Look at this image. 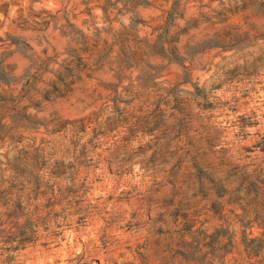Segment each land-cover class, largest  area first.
<instances>
[{
    "label": "rangeland",
    "instance_id": "1",
    "mask_svg": "<svg viewBox=\"0 0 264 264\" xmlns=\"http://www.w3.org/2000/svg\"><path fill=\"white\" fill-rule=\"evenodd\" d=\"M93 4L0 0V60L15 77L8 85L0 81V264H264V210L234 204L232 173L238 164L221 147L264 165V149L257 145L264 141V0H152L138 6V37L161 33L180 47L190 67L173 93L193 101L191 134L176 142L174 133L161 128L118 147L104 137L78 172L70 173L68 165L59 168L61 200L56 196L53 210L67 213L69 223L43 227L38 237L23 241V180L48 191L58 170L54 162L60 152L50 147L57 134L45 129L56 116L115 115L99 107L100 100L91 102L87 94L93 89L102 94L109 89L88 77L64 97L29 107L25 114L23 104L10 110L12 96L23 94L29 56H49L48 66L56 67L53 60L61 61L65 49L81 38L75 28L91 33L92 20L107 24ZM117 19L129 23L127 14ZM118 20L114 28L120 27ZM145 49L151 63H166L163 77L181 80L178 62L161 59L153 45ZM125 54L132 63L126 47H114L110 67L125 65ZM113 73L108 65L94 72L106 83L117 82ZM121 75L127 87H118L119 108L138 115L139 97L131 96L142 91L138 83L150 81L149 68L123 66ZM208 133L220 149L212 165L183 160L187 142ZM229 182L225 190L222 184Z\"/></svg>",
    "mask_w": 264,
    "mask_h": 264
},
{
    "label": "trees",
    "instance_id": "2",
    "mask_svg": "<svg viewBox=\"0 0 264 264\" xmlns=\"http://www.w3.org/2000/svg\"><path fill=\"white\" fill-rule=\"evenodd\" d=\"M152 0H88L93 2V7L101 9V18L107 23L105 26L96 25L95 20L90 22L92 32H84L81 28H75L80 33V40H75L74 47H67L61 61L53 60L58 66H48L47 59L49 56L36 57L29 60L30 63L23 69V94L12 96V106L10 110H15L23 104V114L29 107H41L42 102L53 101L56 97H64L72 91L73 85L82 79L88 77L97 80L103 87L109 89L107 93L96 92L93 89L87 96L96 102L100 100L99 107H108L115 115L100 118L96 112H90L75 118H63L56 116L52 121L51 128L45 130L55 133L57 142L54 152H60L58 158L55 159V167L58 169L53 174L52 185L48 187V191H38L23 180V241H31L38 237L41 228H49L51 224L56 227L69 223L67 213L53 210V206L61 200L60 180L62 179L61 166H70V173L75 174L79 171L80 166L93 159V149L104 137H112L115 146L129 144L135 136L151 134L153 131L164 129L168 133H174L177 137L176 142L181 140L184 135L188 137L193 129L194 117L196 113L192 109L193 101L188 96L173 93L175 87L186 81V75L189 74L190 67L184 63V56L180 53V47L171 40L164 39L161 33H157L154 37H138L137 24L141 22V18L137 13V7L140 5H148ZM9 5V3H8ZM87 13L92 17L96 15L92 13L91 7L88 6ZM128 15L129 23L124 25L118 20L119 15ZM57 18V17H55ZM118 20L120 27L114 28L113 21ZM44 22L47 20L44 19ZM68 23V21H66ZM74 26L73 23H68ZM90 28V27H89ZM72 32V31H71ZM72 34V33H71ZM9 39H14L9 36ZM72 40V39H71ZM221 40H224L223 38ZM153 45L156 54L161 59L168 62L176 61L182 66L181 80L170 81L163 77L162 69L166 63H151L147 57L146 45ZM126 47L131 55L132 63H127V55L122 62H125L127 68L130 66H138L146 64L149 68L150 81L140 82L138 85L142 87L139 93H133L131 98L139 97L140 107L139 114L129 113L127 107L119 108L120 101L118 90L119 86L126 90V85L122 84L123 66L119 69L110 67V57L114 47ZM71 51V52H70ZM65 63V65H62ZM108 65L113 70V75L117 82L106 83L94 74L95 71ZM8 64L0 60V81L10 83L9 78L12 76L7 70ZM63 68L64 71H61ZM125 68V67H124ZM49 72L51 76L43 75ZM13 79L15 78L12 76ZM168 83V85L166 84ZM184 91V89H181ZM1 96V95H0ZM0 99L4 100L3 97ZM128 99V101H132ZM84 100V99H83ZM124 102H127L123 100ZM89 103V102H88ZM197 104V103H196ZM93 113V114H92ZM124 113H128L126 118ZM130 114V115H129ZM128 115L130 116L127 121ZM134 117V119H132ZM45 126L48 123H44ZM176 132V133H175ZM206 136V137H205ZM215 136L209 133L203 137L193 138L187 142L183 160L191 162L193 165L210 166L212 165L215 153L220 151L214 143ZM51 139H48V142ZM44 143L43 152L48 145ZM178 144V143H177ZM264 149V141L257 144ZM223 147L228 154L230 160L237 161L236 169L232 173L235 180L234 188L231 192L234 194V204L239 205L243 209H262L264 210V165L262 163L246 162L235 148ZM178 149L182 147H177ZM42 157L44 154L42 153ZM242 162V163H240ZM115 169H119L116 167ZM78 177H74L77 180ZM75 181V180H73ZM229 183H223L222 186L228 190ZM34 194V195H33ZM58 194V195H57ZM57 196V198H56ZM52 199V202H49ZM48 203L46 204L45 201ZM60 207L62 206L60 203ZM58 211V212H57ZM58 233L60 231H57ZM72 264H90L83 261H76ZM99 264V263H96Z\"/></svg>",
    "mask_w": 264,
    "mask_h": 264
}]
</instances>
